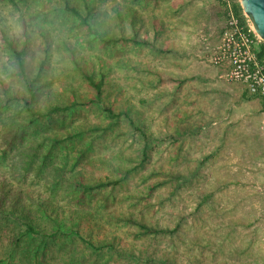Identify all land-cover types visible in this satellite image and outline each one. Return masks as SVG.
<instances>
[{
	"label": "trees",
	"instance_id": "obj_1",
	"mask_svg": "<svg viewBox=\"0 0 264 264\" xmlns=\"http://www.w3.org/2000/svg\"><path fill=\"white\" fill-rule=\"evenodd\" d=\"M151 1L155 0H0V264H101L104 253L131 259L127 264H178L170 249H164L161 260L152 255L154 250L150 255H136L127 247L119 253L114 247L117 236L114 228L100 237L105 216L107 220L114 216L111 209H106L109 196L112 201L116 200L117 194L113 191L126 184L127 175L146 168L151 140L149 127L143 120L145 113L140 108L144 101L137 102L129 95L112 75V63L97 51L109 53L112 49L128 47L136 52L142 46L153 48L159 54L170 51L168 43H158L163 23L155 13H145V8H141ZM219 1L224 9V0H217L218 7ZM232 8L244 23L238 1H233ZM223 12L226 15L225 9ZM216 13L219 16V10ZM88 47L94 48L95 53L90 54ZM257 55L264 66V40L257 48ZM135 60L136 57H127L117 64L124 66L127 62L133 72L138 70ZM145 69L150 74L158 73L149 67ZM163 79L158 77L159 81ZM189 79L187 85L186 78L176 80L177 86H185L193 102L189 104L190 110H183L177 119L184 121L199 111L204 119L196 124L198 130L222 128L220 142L201 161L215 153L223 158L219 145L227 140L225 127H231L238 120L232 124L233 105L259 98L241 84V93L225 104L226 114L219 113V101L215 103L216 110L209 112L208 108L215 102V92L194 88L191 82L198 79L197 75ZM202 97L210 105L203 104ZM90 105L105 113L109 126L124 120L128 129L143 139L142 146L131 154L117 148L108 153L86 155L92 138L104 137L114 143L118 137L107 135L108 127L97 121L76 122L70 118L74 112ZM260 111L264 112L263 105ZM253 115L248 113L244 117L255 127ZM179 127L174 129L173 143L193 128L191 125ZM83 137L90 140L82 141ZM241 137H245L244 141L248 139L246 135ZM246 152L248 157L256 154L248 147ZM56 154L58 164H53ZM175 157H185V152L177 147ZM259 157L263 159V151ZM132 158L136 159L134 163L120 164L122 159L128 164ZM85 159L90 167L83 164ZM217 162H211L208 167L211 176ZM99 168L105 172L100 173ZM155 172L152 168L143 176L148 178ZM165 173L172 179L184 178L181 173ZM162 183L159 180L148 185L147 193L136 195L128 204L140 203ZM206 183L211 186L215 182ZM59 186L61 189L56 190ZM224 187L219 185L217 190L220 192ZM215 189L200 191L198 210L212 198ZM95 194H101L98 204L86 209L79 206L82 199H90ZM133 197L129 193L121 195V200ZM115 217L118 225L131 227L130 232L139 236H171L181 226L179 222L172 228L153 225L122 207ZM116 239L123 244L120 236ZM182 252L183 264H204Z\"/></svg>",
	"mask_w": 264,
	"mask_h": 264
},
{
	"label": "rangeland",
	"instance_id": "obj_2",
	"mask_svg": "<svg viewBox=\"0 0 264 264\" xmlns=\"http://www.w3.org/2000/svg\"><path fill=\"white\" fill-rule=\"evenodd\" d=\"M142 7L145 8V13H155L163 23L164 29L158 38V43L161 41H164L162 45L168 43L171 47L170 51L159 54L148 46L139 47L136 52L128 47L121 50L112 49L109 53L97 51V54L112 63V75L119 80L129 95H133L137 102L139 99L144 101L140 108L145 113L143 120L149 127L148 138L151 140L150 158L146 168L127 175L126 184L116 192L113 191V194H117L116 200L112 201L109 196L110 201L106 203V209H111L114 216L111 220H107V215L105 216L100 237L114 228L117 232L116 238L120 236L123 241L122 244L120 239L115 238L114 247L119 253L127 247H131L136 255H150L154 250L152 255L161 260L164 257V249L167 251L170 249L178 264H183L185 261L182 250L204 264H264V157L259 163L248 160L246 149L251 148L249 139L243 142V149L236 150L238 146L234 144L229 146L224 154L225 156L228 154L226 168L221 165V177L228 185L219 192L217 190L219 155L215 153L204 162L201 159L216 148L219 143V129L222 128L216 126L207 128L206 131L203 128L198 130L196 124L202 123L204 119L199 111H195L184 121L177 119V115H182L183 110H190L189 104H193L192 96L187 94L185 86H177V78H186L187 85L190 83L189 76L197 75L198 79L191 82L194 88L215 92L213 93L215 102L208 108L209 112L216 110L215 103L219 101V113L226 114L225 104L231 102L232 97L242 91L241 83L227 80L223 73L224 69L209 62L210 51L219 41V16L216 13L219 10L218 2L217 0H155L148 5H141ZM222 21L224 23V17ZM149 35L151 36V32ZM86 50L90 54L95 53L94 48L88 47ZM127 57H136L137 71L131 72L132 68L127 62L123 63L124 66L117 64L118 60L123 61ZM146 67L158 73H147ZM158 77L164 79L159 81ZM167 77L175 80H168ZM202 102L210 105L205 97H202ZM233 107L232 124L235 123L234 120H238L231 127H225L228 130L226 137L230 139L237 136L238 132L248 133L255 130L249 122L250 119L244 116L248 113L256 115L258 109L257 103L251 101L234 104ZM70 118L76 122L86 119L97 121L103 127H108L107 135L118 136L114 143L104 137L92 138L94 140L86 155L103 151L108 153L110 149L117 148L122 149L123 153L131 154L142 146L143 139L138 137L137 132L129 130L124 120L118 125L109 126L105 113L92 105L74 112ZM178 125L179 128H184V125H191L193 128L179 138L178 142L173 143L171 137L175 136L174 129ZM249 136L251 137V135L247 137ZM81 140L88 142L90 139L83 137ZM263 145L264 143L261 149ZM177 147L185 152V157H175ZM132 159L128 164L122 159L120 164L130 165L136 161L135 158ZM57 161L56 154L53 164H58ZM211 162H217L212 176L208 169ZM201 163L203 164L200 165ZM227 163L231 165L229 168ZM83 164L91 166L86 159ZM152 168H155L156 172L144 178L143 175ZM98 171L105 172L103 168H99ZM165 171L181 173L184 178H169ZM56 177L59 179V174ZM159 180L163 183L154 187L144 200L138 204H128L130 200L137 198L136 195L147 193L148 185ZM207 181L215 183L210 186ZM60 186L56 190L61 189ZM210 189H215L212 198L204 202L202 209L198 210L197 201L200 191ZM129 193L135 197L121 200V195ZM100 198L101 194H95L90 199H82L79 206L86 209L90 205L98 204ZM121 207L134 211L137 216L144 217L153 225L172 228L176 222H179L181 226L171 236L167 234L156 237L139 236L130 232L131 227L118 225L119 220H116L115 215ZM109 221H113L114 224L111 226ZM180 237L187 242L182 241ZM109 255L111 254H103L101 264H127L131 260L129 258L124 260L116 253H112L111 258L108 257ZM140 264L148 263L140 262Z\"/></svg>",
	"mask_w": 264,
	"mask_h": 264
},
{
	"label": "built area",
	"instance_id": "obj_3",
	"mask_svg": "<svg viewBox=\"0 0 264 264\" xmlns=\"http://www.w3.org/2000/svg\"><path fill=\"white\" fill-rule=\"evenodd\" d=\"M233 1L224 0L225 25L218 43L210 51L209 62L222 67L227 80L243 84L264 106V66L257 55L262 39L245 16L242 23L235 15ZM262 124L264 128V120Z\"/></svg>",
	"mask_w": 264,
	"mask_h": 264
},
{
	"label": "crops",
	"instance_id": "obj_4",
	"mask_svg": "<svg viewBox=\"0 0 264 264\" xmlns=\"http://www.w3.org/2000/svg\"><path fill=\"white\" fill-rule=\"evenodd\" d=\"M223 11H224V9H223L222 5L220 4V1H219V39H220L222 30L224 28V25H225V15H224ZM223 17H224V23L222 21ZM251 102H256L257 105H258V109L256 111L257 114L253 115V120L255 122V130H252V131H254V133H251L252 131L248 132V133H241L240 132L241 133L240 136L239 135L233 136L231 139H230V137H228L227 140L222 144L221 147L219 145V148L220 149L222 148V150H223V158H221V156L219 154V185L220 184H223L224 186L228 185V184H226L225 179H223L221 177V174H222L221 165L224 166L223 168H226L225 165H226V162H227V159H228V154L226 156L224 154L228 150L229 146H233V144L238 146L236 148V150L237 149L238 150L239 149H243L244 145H243V142H241L240 140H243V138H245V137H241L242 135H246V134L251 135V137L250 136L248 137V139L250 140L249 145L251 146V149L256 151L255 152L256 153L255 156L248 157L249 158L248 160L252 161V162H258V163L261 160L260 157H259V153H260V151L264 152V145H263L262 149L260 148L262 143H264V128H263V124H262L263 120H264V112L260 111V109L262 107V103L259 101V99L255 98V99L251 100ZM219 142H220V138H219ZM229 143H232V144L229 145ZM228 164L229 163H227V167L229 168L231 165H228ZM256 168H259V167H256ZM254 169H255V167H254Z\"/></svg>",
	"mask_w": 264,
	"mask_h": 264
},
{
	"label": "water",
	"instance_id": "obj_5",
	"mask_svg": "<svg viewBox=\"0 0 264 264\" xmlns=\"http://www.w3.org/2000/svg\"><path fill=\"white\" fill-rule=\"evenodd\" d=\"M238 3L255 33L264 40V0H238Z\"/></svg>",
	"mask_w": 264,
	"mask_h": 264
}]
</instances>
